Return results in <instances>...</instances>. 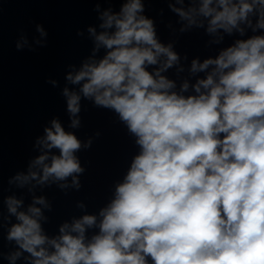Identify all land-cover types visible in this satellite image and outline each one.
Listing matches in <instances>:
<instances>
[{
	"label": "clouds",
	"instance_id": "9594fccd",
	"mask_svg": "<svg viewBox=\"0 0 264 264\" xmlns=\"http://www.w3.org/2000/svg\"><path fill=\"white\" fill-rule=\"evenodd\" d=\"M143 10L141 0H127L119 13L104 12L101 28L114 31L95 39L109 51L67 77L72 84L83 81L80 92L96 106L118 113L141 148L100 212L99 233L85 243L86 226L97 224L85 215L49 240L39 223L41 209L18 211L22 201L9 197L8 211L19 223L7 239L30 253L32 264H149V258L151 264H264V36L238 40L216 59L193 60V72L215 68L194 86L198 95L185 97L160 74L179 58L171 45L158 42L153 21L139 15ZM172 10L189 25L196 24L195 15L207 18L209 33H231L256 11V27L264 29V0H201L198 10ZM161 55L166 60L153 75L146 66ZM63 95L75 117L80 94L65 88ZM44 131L39 143L59 155L48 163V152L38 156L32 167L40 173L18 175L21 184L38 175L43 184L84 171L75 155L77 137L56 119ZM73 183L79 187L75 176ZM34 204L47 207L43 197Z\"/></svg>",
	"mask_w": 264,
	"mask_h": 264
}]
</instances>
